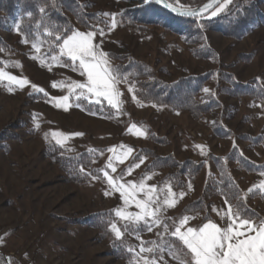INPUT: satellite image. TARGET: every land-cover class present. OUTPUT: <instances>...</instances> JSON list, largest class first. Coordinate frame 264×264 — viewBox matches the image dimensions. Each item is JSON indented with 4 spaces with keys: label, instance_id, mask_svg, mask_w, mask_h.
<instances>
[{
    "label": "rangeland",
    "instance_id": "1",
    "mask_svg": "<svg viewBox=\"0 0 264 264\" xmlns=\"http://www.w3.org/2000/svg\"><path fill=\"white\" fill-rule=\"evenodd\" d=\"M81 1H88L104 22L97 24L100 29L78 26L75 31L96 32L93 43L105 53L131 54L149 64L166 81L211 73L213 77L205 87L209 94L216 91L218 78L221 84L226 85L221 81L224 75H233L243 82L256 78L264 86V25L256 27L241 40L208 31L204 45L215 53L217 59H200L191 51L198 44L190 45L173 32L160 27L141 31L119 28L116 23L113 26L116 14L128 2ZM176 1L189 4L204 0ZM229 3L231 0H224L218 9H225ZM261 7L264 9V4ZM14 21V17L9 18L7 29L0 30V35L13 48L0 51L3 62L0 70L18 78H27L45 91L34 92L30 84L24 88L12 86L13 90L10 91L7 78L0 82V132L7 127V132L10 131L14 138L0 139V253L8 261L9 256L17 260V264H136L137 254L143 247L156 249L153 253L145 251L142 254L154 259L155 264H180V260L169 251L172 245L178 253L181 249L180 242L169 234L174 230L173 221L178 223L186 216L189 219L185 227L202 226L208 220L220 226L226 223L221 217L229 204L219 196L209 198V204L199 214H186L183 211L186 204L199 198L204 188L217 179L218 169L210 157L225 156L232 147L238 146L246 157L264 164V101L250 98L240 100L219 94L223 106L230 107L233 112V117L224 122L234 135L224 138L212 131V123L220 116L221 109L202 119H195L186 112L170 107L139 103L129 91L132 86L123 82L117 85L123 101L119 106L121 110L110 107L113 113L108 117L90 115L71 101L69 91L71 84L83 83L87 77L81 75L78 69L74 70L69 58L63 56L60 50L49 55L50 45L26 41ZM103 25L108 28L105 29ZM249 55L252 58L247 61ZM108 59L112 65L109 56ZM75 92L78 94L79 89ZM64 95H69L70 107L67 110L55 107V102L50 99ZM100 99L107 104L106 98ZM37 123L39 128L34 127ZM133 124L146 130L147 134L138 136L135 128L129 131ZM52 131L82 133L69 136L63 145L68 153L102 148L94 167L100 179L91 180L87 185L64 181L61 170L43 152L45 146L54 141ZM152 135L164 138L166 143H155ZM246 135H261L263 141L252 146L244 140ZM198 145L203 147L199 148ZM113 146L121 147L109 152L108 149ZM144 147L155 149L162 155L174 154L179 160L191 158L204 161L205 165L195 182L186 179V187L175 190L165 177L167 171L144 174L150 158H142L143 163L133 160L138 150ZM128 148L132 151L125 158L123 154ZM116 156L120 159L113 161L116 168L113 173L105 165L109 157ZM136 164L139 167H132L130 173L126 171ZM227 165L240 185L246 203L260 214L259 218L252 220L258 222L264 219V188L260 187L264 182V172L244 171L232 161ZM100 169L113 177L123 173L120 183L132 181L139 184L143 177L146 187L156 186L157 198L162 203L170 189L172 195L169 199L174 200L175 204L160 213L162 223L152 224L149 218L148 224L141 221L129 225L128 230L124 231L125 222L115 217V210L125 205L119 192L105 195L108 185ZM136 199H145L144 192H138ZM100 210L114 212L113 221L124 233L120 240H116L110 228L102 232L78 220ZM127 210L133 213L139 211L134 203H130ZM205 217L209 219L204 220ZM164 224L168 225L167 233ZM140 226H146L147 230L134 233ZM115 248L126 256L118 258L114 255ZM129 248L133 251H129ZM8 264L12 263L9 261Z\"/></svg>",
    "mask_w": 264,
    "mask_h": 264
},
{
    "label": "trees",
    "instance_id": "2",
    "mask_svg": "<svg viewBox=\"0 0 264 264\" xmlns=\"http://www.w3.org/2000/svg\"><path fill=\"white\" fill-rule=\"evenodd\" d=\"M128 2L123 9L115 16V23L119 28H133L141 31L150 27H160L165 31L176 34L190 45L198 46L191 48L193 55L200 59H217L215 53L208 49L206 33L208 31L220 32L226 37L241 40L252 31L264 25V9L261 7L264 0H231V3L215 16L211 13L216 11L219 5L210 14L203 17H184L169 13L152 0H119ZM182 7H195L203 4L184 3L183 1L169 0ZM43 9V11H41ZM15 18L16 27L28 42H42L50 45L48 54L58 53L62 39H57L62 33L83 27L86 29H100L97 24H103L101 15L92 9L88 1L81 0H0V30L7 29L9 18ZM105 29L108 26L103 25ZM11 46L0 35V51H10ZM109 58L112 65L124 78L121 82L129 84L135 89L134 95L141 104L155 106H166L179 112H186L195 119H202L217 109H221L220 116L212 123V131L220 137H231L234 134L225 125V120L233 117L230 107L223 106L219 100V94H226L231 98H250L257 101H264V86L258 79L247 82L236 79L233 75L223 76L221 81L226 85L218 84L216 91L208 93L205 91L206 84L213 77V74L189 75L180 77L173 81H166L146 62L139 60L131 54H117L109 51ZM245 57V56H243ZM251 55L247 61L251 59ZM67 62V59L65 60ZM0 54V67H2ZM71 101L84 112L98 117H108L113 111L109 105L103 103H90L85 98L79 100L72 95ZM7 127L0 132V139H14L9 134ZM155 143H163L164 138L151 136ZM250 145H259L263 136L246 135L244 138ZM164 143H166L164 141ZM102 148L82 150L76 153H68L64 146H56L54 141L49 142L44 148V155L49 158L62 172V179L69 183L87 185L92 179L81 173L90 172L97 175L95 163L99 160ZM150 158V162L144 169V174L167 171L166 179L175 190L186 187V179L195 182L205 162H198L191 158L179 160L174 154L162 155L152 148H140L133 160ZM218 169L217 179L207 185L199 198L186 204L183 208L186 214H199L209 204L211 197H222L228 204L239 206L242 214L251 219L259 218L260 214L250 207L245 199L244 193L234 177L232 176L227 163H237L240 169L250 172H264V164H258L246 157L238 146L232 149L225 156H211ZM115 219L111 210H100L78 220L105 232L111 221ZM209 219L207 217L204 220ZM146 226H140L136 231H146ZM114 255L124 258L126 254L115 248ZM12 264H17L9 256ZM9 261L0 253V264H8Z\"/></svg>",
    "mask_w": 264,
    "mask_h": 264
},
{
    "label": "snow or ice",
    "instance_id": "3",
    "mask_svg": "<svg viewBox=\"0 0 264 264\" xmlns=\"http://www.w3.org/2000/svg\"><path fill=\"white\" fill-rule=\"evenodd\" d=\"M157 2L164 3L165 7L172 8L173 11H177L182 15H198L195 9H185L182 6L173 7L172 4L167 3V0H157ZM200 11L202 12L204 9H200ZM219 11L221 9H217L211 15L215 16ZM105 15H112L114 17L115 14ZM113 26H115L114 19ZM17 28L19 29V25H17ZM69 31L71 32L70 35L65 32L57 37L58 40H63V43L59 45L60 53L69 58L71 61L70 66L74 70L78 69L81 75L87 77L83 83L74 82L71 84L69 87L70 94L75 95L77 100L81 97L89 99L90 103H102L100 98H106L107 104L111 108L120 111L119 106L122 105L123 101L120 99L121 92L117 85L124 78L111 65L108 59L109 54L101 51L93 43V39L97 33L94 31L80 32L71 29ZM100 34H103L102 30H100ZM37 51H39L38 48ZM5 78H7L10 91L13 90L12 86L24 88L29 84L34 92L43 93L45 91L43 88L31 83L27 78H18L0 70V82H3ZM53 86H56L55 82ZM76 89H79L78 94L75 92ZM129 91L134 94L135 89L130 87ZM205 91L208 90L205 89ZM90 97H95L96 99L93 100ZM50 99L55 102V107L57 108L67 110L70 107L69 95L52 97ZM34 127L39 128V124H35ZM133 128L137 129L136 134L138 136L147 134L146 130L137 128L136 124H133L129 131ZM70 135H82V133L65 134L59 131H52L51 133L52 140H54L56 146H63ZM46 138H48L47 134ZM117 147L121 146H113L108 151L114 152ZM197 147L202 148L203 146L198 145ZM131 151L132 149L128 148L127 152L123 154L124 157L127 158ZM119 159L120 157L118 156L109 157L105 167L110 168L115 173L116 168L113 166V161ZM120 162L123 161L121 160ZM140 163H143V159L140 160ZM132 167H139V164L129 167L126 171L130 173ZM80 171L86 176H91L92 180L100 179L99 176H94L90 172H84L82 167ZM99 171L103 172V177L108 185L105 195L119 192L120 198L123 200L125 207L117 208L115 210V217L125 222L124 231L128 230L129 225L138 224L141 221L148 224L149 218H151L152 224L162 223L160 213L165 208L173 207L175 204L174 200L169 199V196L172 195L170 189L165 194L162 203L157 198L156 186L151 185L146 187L143 183V177L139 184L132 181L120 183L119 181L123 180V173L118 177H113L107 171H104V169H100ZM260 187L264 188V182L261 183ZM252 190L249 189V191ZM138 192H144L145 199H136ZM130 203H134L139 211L135 213L129 212L127 206ZM221 218L226 220L224 226L208 220L202 226L185 227L189 219L186 216L182 217L178 223L173 221L174 230L169 234L180 242L181 249L178 253L175 250V246L172 245L169 246V251L177 260H180V264H264V219L258 222L254 221L250 217H245L239 206L234 207L230 204L228 210ZM163 227L167 233L168 225L164 224ZM109 228L116 240L122 238L124 233L115 221L110 222ZM155 250L154 248L145 249L141 247L140 254H137L138 259L136 264H141V262L142 264H155L154 259L142 255L145 251L153 253ZM129 251L133 250L129 248Z\"/></svg>",
    "mask_w": 264,
    "mask_h": 264
},
{
    "label": "water",
    "instance_id": "4",
    "mask_svg": "<svg viewBox=\"0 0 264 264\" xmlns=\"http://www.w3.org/2000/svg\"><path fill=\"white\" fill-rule=\"evenodd\" d=\"M153 2H155L157 5H159L160 7H162L163 9H165L166 11H168L171 14L174 15H178V16H184V17H203L206 16L208 14H210L212 11H214L224 0H206L203 4L199 5V6H195V7H182L185 9H195L198 12V15L196 16H187V15H182L177 11H173L172 8L169 7H165L164 3L161 2H157V0H152ZM167 3L172 4L173 7H181L178 6L174 3H172L171 1L167 0ZM200 9H204V11H200Z\"/></svg>",
    "mask_w": 264,
    "mask_h": 264
}]
</instances>
